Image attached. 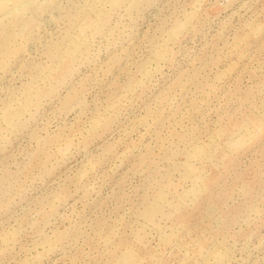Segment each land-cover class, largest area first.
Returning a JSON list of instances; mask_svg holds the SVG:
<instances>
[{"label": "rangeland", "instance_id": "374dc122", "mask_svg": "<svg viewBox=\"0 0 264 264\" xmlns=\"http://www.w3.org/2000/svg\"><path fill=\"white\" fill-rule=\"evenodd\" d=\"M0 264H264V0H0Z\"/></svg>", "mask_w": 264, "mask_h": 264}]
</instances>
